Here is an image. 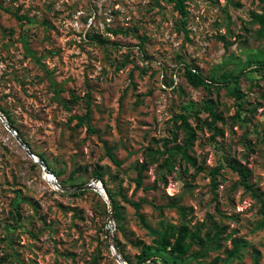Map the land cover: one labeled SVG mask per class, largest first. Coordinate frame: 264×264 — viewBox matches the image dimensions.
<instances>
[{"label":"rangeland","instance_id":"obj_1","mask_svg":"<svg viewBox=\"0 0 264 264\" xmlns=\"http://www.w3.org/2000/svg\"><path fill=\"white\" fill-rule=\"evenodd\" d=\"M189 9L186 36L166 0H0V109L14 121L11 130L0 116V264H118L106 240L110 204L95 187L72 189L96 172L122 205L113 235L129 264L182 223L206 243L196 236L183 257L153 248L142 264H264V68L252 70L264 60L253 16L263 3L189 0ZM183 62L208 76L244 69L243 96L192 86ZM87 92L95 131L74 118ZM207 97L222 114L216 129L201 108ZM181 113L196 130V163L179 154L169 168L165 148L185 143ZM18 135L70 189H53ZM230 162L250 168L252 189Z\"/></svg>","mask_w":264,"mask_h":264},{"label":"trees","instance_id":"obj_2","mask_svg":"<svg viewBox=\"0 0 264 264\" xmlns=\"http://www.w3.org/2000/svg\"><path fill=\"white\" fill-rule=\"evenodd\" d=\"M167 2H170L173 4L175 10L180 15V20L178 23V30L183 31L186 36H188L189 29H188V18L190 14L189 9V0H166ZM263 3L264 8V0H260ZM255 21H258L261 23V31L264 30V14L263 13H254L253 14ZM19 18H28L27 15H18ZM97 38L100 40L101 37L96 35ZM104 41V40H102ZM255 64H257L254 69L252 70H261L264 68V60L255 59L253 61ZM252 62V63H253ZM184 63V76L189 84H191L194 87H203L208 93H211L215 88L219 87H226L229 90V93L232 95H235L237 98H241L243 96V93L241 92L239 88V84L241 82V78L244 76V69H241L238 72L235 71H225L224 73L218 75V76H208L205 75L200 67L196 64H191L188 62ZM264 77V75H263ZM90 92H87L85 95V108L86 111L83 115H75L74 118L78 120V125L86 124L88 126L89 131H95V128L91 125V119H92V108H91V101H90ZM73 99L75 101H78L82 99L80 96L73 94ZM67 108H70V105L66 102L65 103ZM201 108L203 110H206L209 112V115L212 116L213 120L209 122L210 126L214 127L216 129V126L214 125V122L218 119L222 118V114L217 110V102L212 97H207L202 105ZM1 112H3L6 116L8 121L14 126V121L8 115L4 110L0 109ZM201 110V109H199ZM198 110V111H199ZM178 117L181 119V127L186 133L185 143L184 144H175L172 146H167L165 148L164 152H168V156L164 160V166H167L171 168L173 166V161L175 160L176 156L181 154V156L186 159L187 161L192 162L193 164L196 163L195 157H193L189 153V148H191L192 144L194 143L196 139V130L195 128L190 124L188 120V115L185 113H181L178 115ZM30 146V145H29ZM108 155L111 157V159L117 164L120 165L122 161L118 159V157L114 154L112 148H108L107 150ZM41 159H43L46 162V159L41 155ZM229 166L233 168L235 171L238 172L240 175V183L248 188L252 189V185L250 183V176H251V170L248 166L243 165L239 162H230ZM146 168V163L141 164V167L139 168L138 178H137V186L140 187L143 182V170ZM219 167L216 168L218 170ZM96 175L101 176L100 178L104 181L103 176L96 172ZM164 178V176L162 177ZM64 186V185H63ZM108 191L110 193L111 199L113 201L114 205V219L117 221H120L122 219V205L117 201L114 193L108 188ZM84 192V190L76 191L74 194H78ZM123 198L126 202L130 203L133 207H135L137 210L141 206L140 201H135L130 198H128L126 195H123ZM172 205L177 206L181 212L185 210V207L181 205H177V203H172ZM264 207V204H263ZM119 230H122L123 227L119 225ZM221 230H217L215 233V236L219 235ZM209 235V234H208ZM199 237L201 239L202 245H204L205 239L201 238L200 235L197 232H193L189 225L186 223H182L176 230H165L163 232H158V237L155 239L156 246L153 247L152 245H144L142 247V252L137 255V260L139 264L146 263L148 260H153L154 253L153 248L157 253H168L171 255H175L178 257L186 256L191 247V242L194 241L195 237ZM190 239V241H188ZM117 244L120 250H122L121 242L117 239ZM241 245V241L238 239L234 240V247L229 251L231 255L237 254L239 251V247ZM207 264H220V257L217 256L213 258L210 262Z\"/></svg>","mask_w":264,"mask_h":264},{"label":"water","instance_id":"obj_3","mask_svg":"<svg viewBox=\"0 0 264 264\" xmlns=\"http://www.w3.org/2000/svg\"><path fill=\"white\" fill-rule=\"evenodd\" d=\"M0 116L3 119V121L6 123L8 128L12 130L13 129V125L8 120H6L4 114L1 111H0ZM17 138L20 141V143L25 147L27 153L29 155H31L35 160H37V161H39L41 163V165L43 167V170H44V174L48 175L50 177H55V175L51 172L49 167L46 165L45 161L43 159L39 158L37 155H35L33 153V151L31 150V148L27 145V143L19 135H18ZM97 182H100V187L101 188H100L99 192L101 193V195L104 196V198L110 204V210H109V214H108V223H109L110 221L114 220V205H113V201L111 199L110 193H109L104 181L101 178H99V180L93 181V182L85 184V185H78V186L72 187V189L73 190H83L85 188H93V187L96 188V183ZM62 187H63V191L66 190V189H70V188H65L64 186H62ZM113 229H114L113 227L111 228L108 225V228L106 230V240H107L109 246L112 245L113 248L115 249L116 258L119 261H121L123 256H122L121 250L118 247L117 241L114 239ZM151 264H159V263L158 262H153Z\"/></svg>","mask_w":264,"mask_h":264},{"label":"built area","instance_id":"obj_4","mask_svg":"<svg viewBox=\"0 0 264 264\" xmlns=\"http://www.w3.org/2000/svg\"><path fill=\"white\" fill-rule=\"evenodd\" d=\"M48 178H50L49 182L51 183V185H52V187H53L54 190H56V191H63V187H62L63 185L58 181V179L56 177H50V176H48ZM108 225L111 228L112 227L115 228V221L114 220L110 221L108 223ZM113 231H114V229H113ZM110 250H111L113 256L116 258V256H115L116 252H115V249L113 248L112 245H110ZM116 260H117L118 264H129L128 261L124 257L121 259V261H119L117 258H116Z\"/></svg>","mask_w":264,"mask_h":264},{"label":"bare ground","instance_id":"obj_5","mask_svg":"<svg viewBox=\"0 0 264 264\" xmlns=\"http://www.w3.org/2000/svg\"><path fill=\"white\" fill-rule=\"evenodd\" d=\"M45 177H46V179L49 181L50 180V178H48V176L47 175H45ZM100 182H97L96 183V189L99 191L100 190Z\"/></svg>","mask_w":264,"mask_h":264}]
</instances>
